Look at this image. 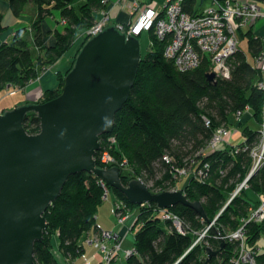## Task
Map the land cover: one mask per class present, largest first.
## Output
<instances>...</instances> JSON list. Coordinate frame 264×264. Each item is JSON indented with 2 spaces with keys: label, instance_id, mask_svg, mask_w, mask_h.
Listing matches in <instances>:
<instances>
[{
  "label": "trees",
  "instance_id": "obj_1",
  "mask_svg": "<svg viewBox=\"0 0 264 264\" xmlns=\"http://www.w3.org/2000/svg\"><path fill=\"white\" fill-rule=\"evenodd\" d=\"M8 3L16 17L23 14L30 3L36 7L37 15L29 26L17 28L11 39L0 44V99L10 87H26L69 52L75 46L77 34L94 25L95 12L105 8L102 0H8ZM195 4L196 0H184L183 9L195 14ZM48 17H58L54 30L56 43L53 46H47L45 42L43 22ZM59 18L66 20L64 28L58 27L61 23ZM7 29L0 12V36ZM149 34L152 42L146 55H141L135 84L115 116L112 133L100 135V142L103 146L109 137L114 136L117 143L112 153L129 160L134 172L126 174L122 171L125 185L138 178L142 172L152 179L159 170L167 179L173 176V166L185 165L187 161L198 162V165L209 162L211 167L206 180L201 181L191 175L188 184L179 189L189 200L203 203L208 219L204 220L191 207L183 204L168 208L182 218L185 230L182 233L172 220L162 219L160 208L155 202L134 205L125 194L112 188L116 197L124 200L130 210L135 206L140 207L133 226L135 229L141 224L135 234L134 248L138 254L120 264H226L234 253V245L228 242L221 249L222 241L217 236L237 229L242 219L249 216L253 208L247 195L249 190L264 197V165L250 177L249 188L242 189L223 210L228 203L225 189L230 186L231 189L235 188L250 173L254 165L251 149L261 142L262 133L243 128L246 141L241 145H246L248 149L239 153L233 154L230 148L216 150L205 156L200 152L216 129L226 125L229 115L233 113L249 107L257 123L263 125L264 88L258 86L262 74L240 49L229 59V79L219 77L216 82L208 80L211 62L207 55L198 67L181 72L174 61L165 56L167 40L159 39L153 29ZM240 35L247 38L252 57L264 51V39L255 36L252 29L241 30ZM88 39L85 37L80 49H76L66 72H58L60 86ZM59 90H48L46 93L54 99L59 96ZM206 119L210 121L209 125ZM40 123L35 112L26 114L24 127L29 134L40 132ZM166 154L173 158L172 163L163 159ZM95 160L97 167L103 168L98 160V152ZM99 180V176L89 172L68 178L59 198L44 213L47 228L43 239L34 245V264H59L48 235L49 228L59 229V248L72 258L83 252L80 245L82 235L93 227L95 231L101 229L96 223L97 209L104 194ZM88 183L91 184L90 188L87 187ZM217 215L218 218L214 220ZM213 220L215 222L205 237L195 244L200 233ZM263 232L264 223H248V245L254 246ZM209 247L220 249L221 252L207 262ZM257 258L264 261V252L258 254Z\"/></svg>",
  "mask_w": 264,
  "mask_h": 264
},
{
  "label": "water",
  "instance_id": "obj_2",
  "mask_svg": "<svg viewBox=\"0 0 264 264\" xmlns=\"http://www.w3.org/2000/svg\"><path fill=\"white\" fill-rule=\"evenodd\" d=\"M140 61L138 38L110 26L86 42L58 97L0 115V264H34V245L47 228L44 213L68 178L82 172L103 178L134 205L155 202L168 209L183 204L208 219L203 203L180 190L154 193L142 179L125 185L120 168L97 167L100 135L112 133ZM207 78L216 82L217 74L209 72ZM29 112L40 118L37 134L24 127ZM225 246L223 240L221 249ZM220 252L207 248V262Z\"/></svg>",
  "mask_w": 264,
  "mask_h": 264
},
{
  "label": "built area",
  "instance_id": "obj_3",
  "mask_svg": "<svg viewBox=\"0 0 264 264\" xmlns=\"http://www.w3.org/2000/svg\"><path fill=\"white\" fill-rule=\"evenodd\" d=\"M108 0H102L105 8L97 11L94 25L87 30L89 38L100 34L110 26L116 27L121 33L138 38L143 32L149 33L153 29L159 39H166L165 56L173 60L177 69L181 72H187L198 67L204 56L207 55L211 62V71L217 74V78L231 77V68L229 59L239 50V39L241 30L252 29L257 37L256 29L258 25L264 22V0H209L210 5L197 10L195 14H190L183 9L184 0H167L164 12L155 9L153 2H141V0H120L115 2L112 7H107ZM121 10H128L132 18L128 23H112ZM118 11V12H116ZM60 25L66 26V20L60 19ZM246 30V31H247ZM264 39V37H261ZM254 66L262 74V80L258 82L260 88H264V51L253 58ZM251 110L247 107L244 111L236 113L237 120L241 118L245 111ZM2 112L0 111V115ZM206 124L210 121L206 119ZM231 130L225 125L218 127L208 142L206 147L200 152L205 156L216 150L226 149L225 139ZM261 142L251 149V156L254 158V165L245 178L238 184V188L230 198L231 200L242 190L249 188V179L251 174L262 165H264V123L262 125ZM117 143L114 136L109 137L104 145L100 146L98 160L103 165L102 169L118 167L122 171L130 166L126 157H117L112 153V148ZM101 144V142H100ZM246 145H238L234 153L247 150ZM167 163H172L173 158L166 154L163 158ZM97 164V163H96ZM194 166V167H193ZM191 167V169H190ZM209 162L188 161L184 166H173L172 174L180 176L192 175L198 180L207 179L210 170ZM225 175L224 171H221ZM99 183L104 188L103 199L115 196L113 190L108 187L107 182L100 178ZM178 189H172L175 191ZM228 201V202H229ZM117 224L125 226L126 221L131 216L127 203L115 196L113 202ZM163 220H172L178 231L184 233L182 218L168 209H160ZM215 221L211 222L201 233L197 244L205 237L208 230ZM250 222L259 224L264 223V200L256 208L250 209L248 217L242 219V224L235 230H230L225 234H219L217 238L227 244L234 245V253L226 264H264L259 261L258 254L264 251L259 247L249 246L246 239V225ZM129 229L119 231L116 229H100L89 241L94 248L101 251L104 264L119 262L121 254L124 252L126 259L132 255L138 254L136 248L129 250L123 249V242Z\"/></svg>",
  "mask_w": 264,
  "mask_h": 264
},
{
  "label": "crops",
  "instance_id": "obj_4",
  "mask_svg": "<svg viewBox=\"0 0 264 264\" xmlns=\"http://www.w3.org/2000/svg\"><path fill=\"white\" fill-rule=\"evenodd\" d=\"M7 0H2L1 4L3 8L0 9V12L3 14L4 17V25L8 27L6 31H4L0 36V44L4 41L11 39L14 31L23 26H29L30 22L35 19L37 12L36 7L34 4L30 3L27 5L23 14L19 17L13 15L9 3L5 2ZM120 0H108L107 7H112L115 2ZM141 2H153L155 9L159 12H164L165 5L167 0H141ZM210 2L209 0H196V4L194 10H200L201 8H205V3ZM118 12V11H116ZM98 15V12H95V16ZM132 18L131 12L128 10H121L118 12L117 17L112 20V23H128ZM56 17H48L43 22V30L45 33V42L47 46H53L56 43V39L54 36V30L57 26ZM257 35L264 37V22L258 25L256 29ZM72 50L67 52L65 55L61 57L54 65L50 66L47 71L39 76L38 79L31 81L27 84L24 88L19 87H12L10 88L9 94L14 95L16 93H21L23 99L19 100L15 107L27 105L28 103H34L40 99L42 94L48 90H54L57 88L59 81H58V72L65 73L66 70L69 68L70 63L72 62ZM248 57V56H247ZM14 107V108H15ZM13 108V109H14ZM250 124V125H249ZM227 128L231 130L227 138L225 139V146L226 148H230L233 145H240L246 141V137L243 134V128L248 127L252 130L260 131L262 130V125L258 124L256 119L253 116L251 110L245 111L243 114L241 121L237 120L236 113L229 115L228 122L225 125ZM96 223L103 228L100 220H96ZM114 226L105 227L107 229H116L119 231H125V226H120L115 222ZM94 227L90 229L87 233L83 234L81 238V244H83V253L76 258H70L68 255L64 254L63 252L60 253V256H57L59 264H98L92 262V259L95 255H97V250L86 241L88 240L89 236H92L95 233ZM258 242V241H257ZM256 242V244H257ZM255 244V245H256ZM122 263V260L118 263Z\"/></svg>",
  "mask_w": 264,
  "mask_h": 264
},
{
  "label": "rangeland",
  "instance_id": "obj_5",
  "mask_svg": "<svg viewBox=\"0 0 264 264\" xmlns=\"http://www.w3.org/2000/svg\"><path fill=\"white\" fill-rule=\"evenodd\" d=\"M1 1L2 0H0V9L3 8L2 4H1L2 3ZM5 2H8V0L5 1ZM210 4H211L210 2H207V3H205V6L204 7H207ZM56 18L57 19H55V20L57 22L58 17H56ZM58 27L59 28H63L62 25H58ZM90 28L84 29V30L80 31L77 34L75 46H73V48H72L73 49V51L71 53L72 54V59H74V55H75L74 53H75L76 49H78V48L80 49L81 42L83 41V39L85 37H89V36H87L86 32ZM246 30L247 29H245L244 31H246ZM138 40H139L140 46H141V55L142 56H145L146 53L149 51L150 44L152 42L151 41V38H150V34L147 33V32H143V34L138 37ZM238 47H239L240 50L244 51L247 54L249 61L251 63H253L254 62V60H253L254 57H252L250 55V52H249V49H248V41H247V38L246 37L245 38L240 37ZM71 63L69 65V67L71 66ZM48 68L46 70H44L42 72V74L45 71H47ZM63 86H64V81H62V85L61 86H60V84H58L57 88L54 89V90H51V91H56V90H58L60 88L59 93L61 94L62 89H63ZM14 87H18V86H14ZM10 88H12V87H10ZM8 90H5L3 92V94H2V96H1V99H0V109L1 110H6V111L12 110L15 107V104L19 100L23 99V96H22L21 93H16L14 95H11V94H9V91ZM46 92L47 91H45L42 94V96L40 97V99L38 101H36L34 103H28V104H40V103H45V102H47L49 100H52V96L51 95H47ZM236 147H238V145L230 146V149H231V151L233 153H234V149ZM191 163L192 162H189V165H191ZM129 164H130V162H129ZM182 166H184V165H182ZM190 169H191V167H190ZM123 172L126 173V174H129L130 172L133 173L134 170H133V168L130 165L128 167V169L124 170ZM137 177L138 178H136V179H142L151 191H153L154 193H160V192H164V191H171L172 189H178V190L179 189H183L188 184L191 175H188V176L175 175V176H172L171 178L169 177V178L166 179L164 173H161L159 170H157L156 171V176L154 178H152V179H148L147 176H146V174L144 172H142L141 174H139ZM90 186H91V184L88 183L87 184V187L90 188ZM108 187H110L112 189L111 186L108 185ZM237 188H238V186H235V188L231 189V186H230V187H227L225 189V192L228 195V201L230 200L231 196L234 194V192L236 191ZM103 190H104V188H103ZM247 195H248V199H250V202H251L253 208H256V206L258 205V202H260V200H264V197L256 194L255 192H253L251 190L248 191V194ZM115 196H110L107 199H103V201L101 202V204L98 206V209H97V217H98V220H100L101 224L103 225L102 226L103 227L102 229H107L105 227H108L109 228L112 225L114 226V224H116L115 222H117L116 221V216H115V209H114V205H113V202L115 200ZM130 213H131V216L128 218V220L125 223V227L128 228L129 231H128V234L125 237L124 242H123V249L124 250H129L131 248H134V245H135V234H136L137 230L141 227V224H138L135 227V229H133V226L135 224V221H136V219H137V217H138V215L140 213V207L139 206H135L133 209L130 210ZM217 218H218V215L215 216L214 220H216ZM88 231H90V230H88ZM88 231H86L85 233H87ZM98 231H96V232H98ZM96 232L93 233L92 236H89L88 237V240L86 241L87 243H90L89 241L96 234ZM48 235H49V238L51 240V244H52L53 251L55 252L56 255L60 256V253H62L63 250H61L59 248V229L58 228H54V227L53 228H49ZM80 241H81V239H80ZM80 245L82 246V249H83V244H81V242H80ZM256 247H259L260 250L264 251V232L262 233L261 238L258 240V242L256 244ZM97 253L98 254L93 257L92 262H95L96 261V263H98V264H104V259H103V256H102L101 251L97 250ZM70 258H72V257H70ZM121 260H122V263H124L126 261V256H125V253L124 252L121 254ZM117 264H118V262H117Z\"/></svg>",
  "mask_w": 264,
  "mask_h": 264
}]
</instances>
